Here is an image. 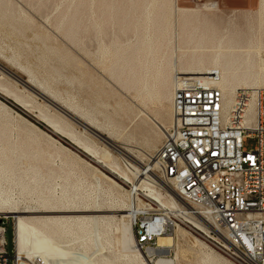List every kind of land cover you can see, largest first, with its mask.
<instances>
[{"label":"bare ground","instance_id":"1","mask_svg":"<svg viewBox=\"0 0 264 264\" xmlns=\"http://www.w3.org/2000/svg\"><path fill=\"white\" fill-rule=\"evenodd\" d=\"M179 2L180 0H71L57 24L58 28H65V34L71 40L76 39V29L83 25H91L97 34H103L109 23H116L125 34L133 33L136 37L134 41L129 37L122 41L117 36L110 45H106L100 39L101 56L110 61L108 72L122 88L133 90L139 96L142 94L144 99L168 102L170 112L167 122H157L163 137L173 122L174 79L179 72L186 75L217 72V84L223 91L224 113L231 107L236 90L253 89L254 102L258 92L264 89V0H259V8L255 14L258 25H251L246 32L240 28H220L205 17L198 6L184 7ZM71 8L73 11L69 14ZM243 15L254 18L250 12ZM176 23L180 24L183 34L191 30L192 37L184 42L183 52L177 58L173 56L176 52L173 55H165V52L159 55L158 52L170 43L169 31ZM22 68L28 73L26 82L30 87L53 106L56 105L77 118L83 125L105 134L109 140L103 141L108 146L83 138L64 115L51 114L43 109L37 111L35 106L1 81L0 94L11 98L38 122L66 138L112 175L131 184V187L124 190L125 197L119 198L113 196V193H107L108 204L95 205V198L91 194L94 189L87 195L80 191L85 182L83 176L67 161L58 172L53 169H49L47 174L42 172V168L47 167L54 156L62 155L65 146L53 145L51 149H45L36 144L30 135L16 139L11 122L0 121V215H11L14 218L15 247L21 264H173L171 260L162 257L152 261L144 255L145 251L136 246L135 219L150 211L166 216H182L206 237L212 238L215 233L230 245L222 227H218L203 210L185 202L169 181L160 179L154 173L157 163L152 153L158 147V133L148 143L147 151H137L142 157L148 155V161L140 163L130 155L132 149L114 144V137L119 138L123 134L120 121L108 115L102 123H98L95 115L72 101L64 100L48 81L38 79L32 69ZM0 69L21 81L2 65ZM0 107L10 108L1 99ZM128 109L119 100L113 113L115 116L124 115ZM19 118L45 134L53 144L57 141L56 137L26 117L19 114ZM110 147L125 155L130 162L125 161V167L122 166ZM85 162L98 170L90 162ZM64 173L67 181L74 179L73 191L70 192L67 185L58 193L52 185V179ZM99 173L111 185L122 189L112 176L101 170ZM15 189L18 190L16 197L12 193ZM144 191L149 199L160 202L157 209L142 202L140 193ZM45 213L90 214L51 216L44 215ZM163 218L167 220V217ZM113 226L120 232L117 243H120L121 249L117 257H111L108 252L112 244L110 234ZM186 233L189 232L178 226L175 236H159V248L147 250L150 253H167V248L174 245L176 238ZM200 244L204 245L201 241ZM223 247L228 248L226 245ZM220 260L212 252L203 255L204 264H219Z\"/></svg>","mask_w":264,"mask_h":264},{"label":"rangeland","instance_id":"2","mask_svg":"<svg viewBox=\"0 0 264 264\" xmlns=\"http://www.w3.org/2000/svg\"><path fill=\"white\" fill-rule=\"evenodd\" d=\"M70 2L71 0H0V65L12 71L23 80H26L28 73L22 66L32 69L38 79L48 81L64 100L72 101L86 112L95 115L98 123H102L108 115H112L123 126V134L119 138L114 137L115 143L113 141L110 142L118 147L122 145L132 149L130 155L140 161V163H146L148 155L142 157L138 155L137 151H147L148 143L153 138H156V133H158V147L152 153L155 155L154 153L157 152L156 150H158L164 140L157 126L162 121L167 122L170 112L169 104L167 101L144 99L142 94L141 97L139 96L140 94L135 93L133 90L127 91L110 76L108 72L110 61L101 56L99 49L100 39H103L106 45H110L117 36H120L122 41L127 39V37L134 41L136 37L132 32L125 34L120 31L118 24L109 23L106 26L105 33L97 34L91 25H83L76 29V39L71 40L65 34V28H58L59 18L66 11V7ZM179 3L184 7L198 6L197 8L205 14V17L215 22L220 28H228L229 30L240 28L246 32L251 25H258L255 14L259 8V0H254L250 5H235L232 7L222 5L219 7L214 0H180ZM209 8H218L219 10L214 11ZM72 11L73 8L69 10V14ZM247 12L252 13L254 18L243 15V13ZM180 28L179 23L171 27L168 35L171 41L166 45V48L158 52L159 55L164 52L165 55H173L176 52L173 56L177 58L183 52V44L192 37V32L191 30H187L183 34ZM0 81L17 94L23 96L24 99L35 106L37 111L43 109L51 114L64 115L69 119L73 129L83 138L93 143L106 144L108 146L98 136L63 114L58 108L2 69H0ZM0 99L10 107L6 109L0 107V121L9 120L11 122L14 138L17 139L30 135L29 137L36 144L45 149H51L53 145L56 147H66L61 156H54L51 163L47 167L42 168V172L47 174L49 173V169L58 172L65 161H67L79 175L83 176V181L85 182H82L83 188L80 191L84 195H87L94 189L95 192L93 191L91 194L95 198V205L108 204L106 203L108 194L113 193V196L119 198L125 197L124 190H129L131 184L112 175L108 169L93 161L66 138L53 133L43 123L38 122L35 117L23 110L11 98H6L0 94ZM119 100L123 105L129 107V109L126 114L115 116L113 109L116 108V102ZM19 114L46 130L53 137H56L57 141L55 144L45 134L20 119ZM102 135L106 136L105 134ZM256 145V137H248L244 142V147L247 150L254 149ZM111 149L122 166L125 167V161L130 162L125 155L114 148ZM85 160L97 167L98 170L85 162ZM99 170L112 176L120 183L122 189L120 190L118 187L111 185L104 175L99 173ZM154 173L160 179H163L158 168L154 169ZM73 181V178L67 181L66 174L64 173L52 179V185L56 187L58 193H60L63 186L67 185L69 187L68 190L72 192ZM12 193L16 197L18 190L15 189ZM144 194H146L145 191L140 193L142 202L157 209L160 202L153 201ZM154 213L156 211H150L146 216L153 215ZM83 214L90 213H45L44 215L76 216ZM8 218L6 232L8 240L7 250L9 255L12 256L15 221L11 215ZM179 220V226L186 229L189 233L177 237L174 245L167 248V253H150L147 250L143 252L146 257L152 261L162 257L171 260L173 264H204L203 255L206 252H212L221 258L219 264H241L238 257L233 254V248L225 243L221 237H218L215 233L211 236L212 238L206 237L184 218L179 217ZM110 235L112 244L108 252L111 257H117L121 249L120 243H117L120 232L113 226ZM172 235L175 236V231ZM200 241L204 245H201ZM223 245H226L228 248L223 247ZM153 248H159V244Z\"/></svg>","mask_w":264,"mask_h":264},{"label":"built area","instance_id":"3","mask_svg":"<svg viewBox=\"0 0 264 264\" xmlns=\"http://www.w3.org/2000/svg\"><path fill=\"white\" fill-rule=\"evenodd\" d=\"M218 80L217 72L176 74L173 122L154 157L176 193L224 229L241 264H264V89L254 102L253 89L236 90L224 113ZM248 137L257 138L252 150L244 147ZM179 217L139 215L134 222L137 248L147 251L158 245L159 236L172 235ZM8 221L0 216V264H21L14 227L13 255L7 250Z\"/></svg>","mask_w":264,"mask_h":264},{"label":"water","instance_id":"4","mask_svg":"<svg viewBox=\"0 0 264 264\" xmlns=\"http://www.w3.org/2000/svg\"><path fill=\"white\" fill-rule=\"evenodd\" d=\"M21 82L30 90H32L33 92H35L36 94H38L39 96H41L42 98H44L45 100H47L45 97H43L42 95H40L39 93H37L32 87H30V85L26 82V80L21 79ZM49 102V101H48ZM56 106V105H54ZM56 108H58L63 114H65L66 116H68L69 118H71L72 120H74L75 122H78L79 124H81L82 126H84L87 130H89L91 133H93L94 135L98 136L100 139L102 140H109L107 137L103 136L102 134H100L99 132H97L96 130H94L92 127L87 126V125H83L77 118H75L74 116H72L70 113H68L67 111H65L64 109L56 106Z\"/></svg>","mask_w":264,"mask_h":264},{"label":"crops","instance_id":"5","mask_svg":"<svg viewBox=\"0 0 264 264\" xmlns=\"http://www.w3.org/2000/svg\"><path fill=\"white\" fill-rule=\"evenodd\" d=\"M217 2L218 6L220 7L225 6V7H232L235 5H250L254 2V0H214Z\"/></svg>","mask_w":264,"mask_h":264},{"label":"trees","instance_id":"6","mask_svg":"<svg viewBox=\"0 0 264 264\" xmlns=\"http://www.w3.org/2000/svg\"><path fill=\"white\" fill-rule=\"evenodd\" d=\"M40 126H42V127H43V125H42V124H40Z\"/></svg>","mask_w":264,"mask_h":264}]
</instances>
